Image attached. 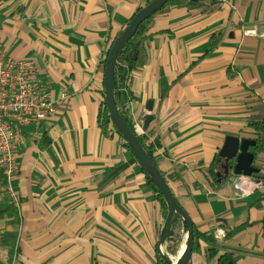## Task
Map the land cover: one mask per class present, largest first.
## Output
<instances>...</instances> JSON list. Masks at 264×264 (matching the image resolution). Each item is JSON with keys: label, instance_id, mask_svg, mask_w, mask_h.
Segmentation results:
<instances>
[{"label": "crops", "instance_id": "obj_1", "mask_svg": "<svg viewBox=\"0 0 264 264\" xmlns=\"http://www.w3.org/2000/svg\"><path fill=\"white\" fill-rule=\"evenodd\" d=\"M149 1L0 0L1 46L34 62L56 102L46 122L22 130L18 200L0 219V233L16 234L12 264H157L166 213L122 138L98 119L111 43ZM129 91L128 117L149 118L144 135L159 142L157 167L193 227L223 232L217 242L236 264H264V187L252 185L264 186V153L254 157L258 174L217 177L225 138L256 141L251 124L264 125V0L157 12ZM161 249L171 260L178 253ZM207 249L200 241L189 264H217L223 249L212 258Z\"/></svg>", "mask_w": 264, "mask_h": 264}, {"label": "water", "instance_id": "obj_2", "mask_svg": "<svg viewBox=\"0 0 264 264\" xmlns=\"http://www.w3.org/2000/svg\"><path fill=\"white\" fill-rule=\"evenodd\" d=\"M191 3H203L214 0H188ZM168 0H151L131 18L122 32L114 39L108 50L104 64L103 86H104V103L108 111L111 123L120 133L125 144L136 159L138 165L145 170L149 179L159 189L167 208V214L164 220L163 229L159 240V254L168 264H188L190 262L193 249V224L191 223L186 212L180 207L176 199L173 197L168 184L160 173L154 160L148 156L144 148L141 146L138 137L133 133L122 116L119 114L114 99L115 69L119 54L126 42L136 33L139 26L149 19L153 14L161 10ZM148 108L150 109V103ZM148 117L143 118V127L147 125ZM256 146V141L241 139L239 137L227 136L223 146L218 152V159L221 162L220 171L217 177L224 175H236L249 177L258 174L259 169L254 167V154L250 152V148ZM179 217L186 228L185 247L180 256L173 262L170 257L161 251L164 243L165 232L168 226Z\"/></svg>", "mask_w": 264, "mask_h": 264}, {"label": "built area", "instance_id": "obj_3", "mask_svg": "<svg viewBox=\"0 0 264 264\" xmlns=\"http://www.w3.org/2000/svg\"><path fill=\"white\" fill-rule=\"evenodd\" d=\"M60 96L64 98L65 94ZM55 111L56 102L39 78L34 62L10 57L0 44V173L6 182L3 190L11 204L18 200L15 187L22 130L30 126L39 127ZM134 128L139 136L145 134L143 120L134 124ZM243 184L242 180L235 187L241 189ZM252 185L255 189L264 187L262 179L252 181ZM213 238L222 240L224 233L216 231Z\"/></svg>", "mask_w": 264, "mask_h": 264}, {"label": "trees", "instance_id": "obj_4", "mask_svg": "<svg viewBox=\"0 0 264 264\" xmlns=\"http://www.w3.org/2000/svg\"><path fill=\"white\" fill-rule=\"evenodd\" d=\"M183 2L187 3L188 5H195V3H191L187 0H168V2L163 8L169 5H172V4H180ZM161 10H159L158 12H160ZM155 14H153L149 19L144 21L139 26L136 33L126 42V44L123 46L119 54V57L116 63V69H115L114 99H115V104H116L119 114L122 116V118L124 119L128 127L130 128V130L137 135L141 146L144 148L148 156H150L157 165V162L154 158V152L156 148L160 147L159 142L154 141L153 143H150L149 138L147 136L145 135L139 136L135 132L134 124L130 121L128 117V110H127V106L131 99V92L129 91L130 73L137 67V64L139 61V55L141 51V41L143 39L145 32L149 28L152 17ZM98 119H99L100 126L105 134L108 133L109 131L111 132L113 131L120 138H122L120 133L117 131L116 127L111 123L110 118L108 116V111L105 107L104 102L100 109ZM251 127L254 128L258 134V139L256 140L257 144L252 149V153L256 157L258 153H264V142L261 141V134L264 132V125H260L258 123H252ZM144 128H146V126H144ZM123 144H124V147L131 153V151L129 150V147L125 144L124 140H123ZM215 166H216V163L211 167V170H209V174L211 175L210 179L213 182H216L218 180L213 173ZM143 172L146 175L148 185L150 186L152 191L158 196L160 200V204L164 212L167 214L166 204H165V201L159 189L149 179V176L145 172V170H143ZM5 183H6L5 179L0 173V196H2L0 198V219L3 218V216L12 208V205H10L9 203V198L6 196L3 190ZM180 227H182L183 230L186 231L185 225L182 222V220L179 217H176L175 220L166 229L165 239H164L163 244H166V253L168 255H176L178 251V247L180 244V233H179ZM200 241L208 246L207 251H208V255L210 258L215 257L218 254V252L221 249H223L224 253L223 255L219 257L217 264H236L235 251H232L231 249L221 246L215 239H213L212 237L210 238L207 235L200 233L196 228L193 227V249L192 251H195L199 248ZM0 246L3 248H7L10 255H13L14 253H16L17 252L16 234L15 233H4V234L0 233ZM156 259H157V264H168L160 256L159 252L157 253Z\"/></svg>", "mask_w": 264, "mask_h": 264}, {"label": "rangeland", "instance_id": "obj_5", "mask_svg": "<svg viewBox=\"0 0 264 264\" xmlns=\"http://www.w3.org/2000/svg\"><path fill=\"white\" fill-rule=\"evenodd\" d=\"M1 197L2 196H0V198ZM185 241H186V233H184V237H183V241L181 243L182 244L181 247L185 244ZM179 252H180V250L178 251L177 255L175 257H173V258H175L172 260L173 262L178 258ZM12 259H13V257H12V255H10L8 249L0 246V264H12L13 263Z\"/></svg>", "mask_w": 264, "mask_h": 264}, {"label": "bare ground", "instance_id": "obj_6", "mask_svg": "<svg viewBox=\"0 0 264 264\" xmlns=\"http://www.w3.org/2000/svg\"><path fill=\"white\" fill-rule=\"evenodd\" d=\"M184 247H185V245H183V246L181 247V250H180V252H179V255H178V256H180V255L182 254V252H183V250H184Z\"/></svg>", "mask_w": 264, "mask_h": 264}]
</instances>
